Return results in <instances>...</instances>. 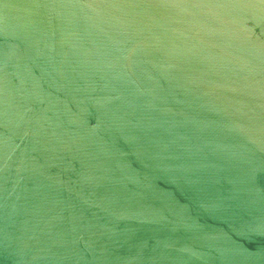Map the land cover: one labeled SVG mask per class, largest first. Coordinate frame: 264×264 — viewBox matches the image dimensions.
Masks as SVG:
<instances>
[{"label":"water","instance_id":"95a60500","mask_svg":"<svg viewBox=\"0 0 264 264\" xmlns=\"http://www.w3.org/2000/svg\"><path fill=\"white\" fill-rule=\"evenodd\" d=\"M0 264H264V0H0Z\"/></svg>","mask_w":264,"mask_h":264}]
</instances>
